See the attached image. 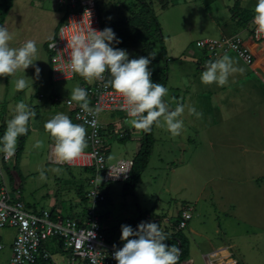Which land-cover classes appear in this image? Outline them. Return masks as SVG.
<instances>
[{
  "label": "rangeland",
  "instance_id": "1",
  "mask_svg": "<svg viewBox=\"0 0 264 264\" xmlns=\"http://www.w3.org/2000/svg\"><path fill=\"white\" fill-rule=\"evenodd\" d=\"M29 1L14 0L10 10L6 12L0 0V25L13 34L10 46L18 48L28 40L35 41L38 48L37 58L40 60L35 64L41 69L39 79L35 78V70L31 66L25 72L18 71L11 77L0 76V136L4 134L6 122L11 118L12 109L18 102L23 101L37 112L36 118L30 121L21 155L17 157L22 136L18 137L16 152L11 160H5L3 153H0V169L3 173V176L0 175V182L5 179L10 185L12 179L13 186L20 188L21 199L32 209L50 210L59 203L65 215H72L89 206L88 201L81 202L78 189L83 187L87 191L91 188L89 181L94 171L86 166L53 162L50 152L55 141L45 131L44 123L57 113H65L70 117L66 100L70 99L71 90L77 86L91 88L94 83L89 84L78 74L70 80L52 79L51 57L43 38L46 34L49 36L54 33L55 28L60 26V18L66 14L67 6L59 4L58 0H36L35 4L38 6L31 8ZM100 1L97 0V5L103 19L114 21L127 19L129 16V10L121 0ZM170 1L175 4L165 11L159 10L158 3H154L158 9V21L169 58L166 86L168 94L164 99L170 110L186 101L185 112L181 117L184 120V131L173 138L165 128H154L153 154L138 183L136 193L130 191L126 182H111L106 187L107 199L97 207L100 214L106 215L105 238L123 246L120 240L121 225H130L135 230L141 222L157 223L169 236L189 238L191 264H206L202 253L209 248V241L189 234L188 228L178 227L179 215L185 207H189L194 210L189 225H195L198 230L208 226L207 230L211 232L220 224L222 237H226L223 244H234L232 250L241 264H264V240L261 237L259 240L254 234L248 239H241V235L246 233L245 225L249 223H246L244 217L258 215L254 211L247 215L242 210L257 208L264 213V179L259 182L254 180V168L251 170L249 167L247 170L243 166L244 160L251 163L256 156V161H262L264 155L261 151L256 153L253 150H237V133L240 136L245 133L241 128L250 127L249 132L252 133L254 122H264V41L253 40L247 43L253 47L252 65L262 68L259 73L237 58V65L244 72L245 69L248 70L246 75L249 80L240 82L242 87L238 88L240 93L237 100L231 102V98L236 97L231 88H226L230 94L228 97L217 94L214 88H209L205 91L206 97L192 100L190 93L195 95V99L204 94H196V87H200L197 80L205 69L200 67L198 61L202 50L197 42L207 37L219 36L218 31L208 21L224 13L231 16V9L238 12V4L242 5V2ZM243 1L248 3L250 0ZM254 1L256 4L257 0ZM152 49L155 55L162 58L159 42L156 41ZM124 50L129 56L142 54L141 49L133 47ZM159 62L160 60L156 65L162 68L163 59ZM21 77L28 80V87L17 91L15 81ZM250 83L251 90L248 87ZM255 97L260 100L256 101ZM188 107H194L202 115L199 118L189 115ZM101 122L108 149V163H115L122 158H133L140 145L142 130L135 129L131 118L122 112H105ZM37 140L43 141L40 149L33 148ZM87 150L88 147L84 151ZM238 157L243 162L237 166ZM257 183L262 185L261 188L256 187ZM250 227L252 233L264 232L260 225L252 224ZM16 234L14 228L0 227V245L3 246L0 249V264H10ZM50 242L52 264H64L66 253L57 251L56 241Z\"/></svg>",
  "mask_w": 264,
  "mask_h": 264
},
{
  "label": "clouds",
  "instance_id": "2",
  "mask_svg": "<svg viewBox=\"0 0 264 264\" xmlns=\"http://www.w3.org/2000/svg\"><path fill=\"white\" fill-rule=\"evenodd\" d=\"M252 23L258 31L264 32V0H257L254 7ZM13 34L0 25V76H14L18 71L25 72L30 66L35 70V78L39 79L41 69L35 64L38 48L33 40L26 41L22 46L11 47ZM121 39L114 30L106 27L102 31L90 28L80 30L71 37L69 62L71 70L84 78L89 84L95 80L104 79L107 72L110 79L105 87H111L124 101V110L135 129L148 133L153 127L165 128L175 138L184 131V105H177L170 110L164 99L168 89L152 80L153 70L150 68L154 57L140 56L130 59L129 53L117 47ZM69 46V41L68 45ZM243 69L235 66L232 58L225 54L205 65L200 80L205 85L215 83L224 86L229 77ZM33 81L32 78H28ZM28 87V80L16 79L15 88L22 91ZM76 102L79 108L95 116L101 109L90 107L88 92L82 87H75L70 92V101ZM189 115L199 118L202 114L194 107H188ZM12 116L6 122L4 134L0 136V153L5 159L14 156L18 137L29 132L30 121L37 116L36 110L24 103L18 102L12 109ZM94 124L95 121H85ZM45 131L54 139V155L60 162H72L87 147L86 128L84 124L73 123L65 113H57L44 123ZM43 147V141L37 140L33 148ZM119 178V175H113ZM123 247L113 253L117 264H178L180 249L175 245L166 244L168 236L157 223L141 222L134 230L130 225H121ZM116 247L115 245L113 246ZM95 264V262H93Z\"/></svg>",
  "mask_w": 264,
  "mask_h": 264
},
{
  "label": "built area",
  "instance_id": "3",
  "mask_svg": "<svg viewBox=\"0 0 264 264\" xmlns=\"http://www.w3.org/2000/svg\"><path fill=\"white\" fill-rule=\"evenodd\" d=\"M58 2L67 6V12L55 37L47 43V48L51 57L52 79L63 81L76 76L69 62L71 37L82 29L93 28L102 31L103 26L97 0H58ZM251 36L254 40L264 41V32L258 31L254 24ZM197 45L212 59L233 52L248 65L254 61L253 52L239 34L201 39ZM106 82L107 72L104 74V79L96 80L90 88L92 97L90 107L101 109L95 116L84 113L77 103H69L70 99L66 100V105L70 108L74 119L84 124L87 130L86 141L90 149L89 152L81 153L71 163L90 167L94 171L89 181L91 188L86 193L89 206L81 217H65L52 211L53 209H30L20 197V188L12 189L5 179L0 182V227H11L17 232L12 244L10 264H37L41 260L52 263L53 256L48 243L55 239L59 251L66 253L64 264H93V262L117 264L113 253L122 247L114 248V245L105 240L104 223L101 221L103 215L97 207L106 201V187L109 183L126 182L131 177L134 159L122 158L115 163H108V149L103 138L101 122L102 114L122 112L127 116V113L124 110L123 98L111 87L106 88ZM86 120H94L95 123L85 124ZM0 175L3 176L1 169ZM113 175H119V178ZM191 218V210H184L179 224L180 229H184ZM2 248L3 246L0 245V249ZM230 250V247H220L207 253L204 256L206 264H241Z\"/></svg>",
  "mask_w": 264,
  "mask_h": 264
},
{
  "label": "crops",
  "instance_id": "4",
  "mask_svg": "<svg viewBox=\"0 0 264 264\" xmlns=\"http://www.w3.org/2000/svg\"><path fill=\"white\" fill-rule=\"evenodd\" d=\"M35 2H36V0H30L29 1V6L31 8L37 7L38 5H36ZM240 2H242V5L238 4L239 8H240V12L237 13L236 17H234L233 14H231V16H229L228 14L224 13V15H220L218 18H212L210 21H208V23L212 24V27L215 28L218 31V33L220 34L219 36H216V37L232 36V35L239 34V35H241L244 38V41H245L247 47L251 50L253 47L250 46V45L248 46L247 43H251V41L254 40L252 38V36H251V29H252V26H253V23H252L253 16L255 14L253 12V8L255 7V1L254 0H250V1H248V3H246V1H243V0L241 1L240 0ZM41 7H43V2L42 1H41ZM64 18H65V15H63L60 18V20L62 21V19H64ZM58 27L55 28L54 33L50 34L49 36L46 34L44 36V38H43L44 39L43 43L45 44V47H46L47 50H48L47 43L56 35ZM207 38H211V37H207ZM204 39H206V38H204ZM256 49H258V48H256ZM251 51L253 52V50H251ZM225 54L229 55L232 58V60L234 61L235 66H237L239 68H241V67H240V65H237V58L242 63L246 64L245 62H243L233 52H229V53H225ZM225 54H223V55H225ZM223 55H221L219 58H221ZM219 58H217V59H219ZM210 60L214 61L216 59L210 58L207 55V53H205L202 50V52L200 53V57L198 59V61L200 62V67L201 68H205L206 62L210 61ZM246 65H248V64H246ZM254 65L251 64V65H248V66L251 67V70L253 69L257 73H259L260 70L262 71V68L257 67L256 65L254 66ZM50 73H51V67H50ZM246 74H248V70L247 69H245V72L243 70V73L237 72V73L231 75L229 77V82L226 85L222 86V87L221 86H217L215 83H213L211 85H205V84H203L201 82L200 79H198L197 83H198V86H200V87L198 88V87L195 86L197 91H198V92H196V94H200V92H202L204 94L198 95L199 96L198 99H195L193 97V96H195L193 93L192 94L190 93L189 97L192 100H195V101L196 100H201V99H203L204 97L207 96L205 94V91L208 90L209 88H214V89H216L215 92L217 94H225V95H227L226 97H228V96H230V94L227 93L226 88H229V89L231 88V91L233 92V95L236 96L235 98H231V102H233L234 100H237V95L240 93V89H238L239 87H242L240 85L241 84L240 82L241 81H244V82H248L249 81V80H247L248 75H246ZM95 81H93V83H95ZM251 83H252V81H251ZM251 83H250V85H248L250 90L252 89V87H251L252 84ZM86 88L85 89L88 92L89 104L91 105L92 104V97H91V93H90V86L86 87ZM223 90H224V93H223ZM247 92L250 93L249 90ZM256 95L259 96V94H256ZM255 99H256V101L260 100L258 97H255ZM185 103H186V101H184V103H183L184 106H185ZM69 113H70V119L73 121V123H76V121L74 120L72 112H71L70 109H69ZM238 113L241 114V115L244 114V112H238ZM246 118L248 119V116H246ZM261 126H264V122H262V120L254 122L253 129H252L253 132L252 133L249 132V128L250 127L249 128H241L242 132L245 131V133L242 134L241 136H240V134L237 133V150H239V149L253 150V152H256V153H260V151H261V153H263V155H264V128H262ZM86 133H87V130H86ZM141 137H142V133H141ZM53 147L54 146H52L51 152H50V158H51V160L53 162L69 163V164H72V165H80L78 163L60 162V161H58L56 156L54 155ZM87 147H88V150L87 151H83L82 153L89 152L90 149H89L88 144H87ZM139 147H140V145H139ZM139 147H138V149L136 151V154L139 151ZM107 155H108V153H107ZM238 155H239V153L237 151V156ZM256 158L257 157L254 156V158H252V160H251L252 161L251 163H249V160L248 161L244 160L245 165H243V166H246L247 170L249 169V167H251V170H252V168H254V172H253L254 180H257L259 182L261 179H264V160L256 161ZM9 160H11V159H9ZM240 162H243V161H241V159L238 157L237 158V166L239 165ZM80 166H83V165H80ZM10 186H11L12 189H16V186H13L12 179L10 180ZM261 186L262 185L260 183L256 184V187H258V188H261ZM78 190H79V192H84L85 194L88 191V190L85 191L83 187H80ZM79 195H80V193H79ZM21 198H22V196H21ZM80 200H81V202H87V200L84 201L81 196H80ZM30 209H32V208H30ZM33 209H37V208H33ZM42 209H45V208H42ZM52 209H54L55 212H57L58 214H60L62 216H65V217H67V216L69 217L70 216V217L78 218V217H81L85 213V209L86 208L83 211L75 212V214H72V215H65L64 214V210H63V208H61L59 203L55 204L54 207H52ZM37 210H40V209H37ZM184 210H191V212L194 211L193 209H191L189 207H185L182 210L181 214L179 215V220L182 219V214H183ZM242 211H243L244 214H247V215H248V213L254 211V213H256L258 215H257V217H254V216H246V217H244V219L246 220V223L247 222H249V223H247V225H245V230L244 231L246 232L245 233L246 236L244 234H242L241 235V239H245L246 237L248 239L249 237H251L254 234V237L259 238V240H260V237H261L264 240V232L257 233V234L256 233H252V229L250 227V225H252V224H254V225L257 224V225H260L262 229L264 228V213L262 212V210L259 211V209H257V208H244ZM192 217H193V213H192ZM178 227H179V225H178ZM185 228L189 229V234H194V235H198V236L204 237L205 239H207L209 241V248L202 253V257H203L205 262H206V260H205L204 256L207 253H209V252H211V251H213V250H215L217 248H220V247H230L231 253L234 255V257L236 259H238L240 261V259L236 256V254H234V252L232 250V248L234 247V244H231V243L230 244H228V243L227 244L226 243L223 244L224 242H222V241H225L226 237H222V229H221V225L220 224L217 227H215V229L212 230L211 232L207 230L208 226L198 230L195 225H191V224L189 225L188 224ZM237 230H238V227H237ZM258 235H261V236H258ZM179 237H180L179 235L175 236V238L177 240H179ZM184 237L186 238V240L189 241V238L187 236H184ZM104 238H105V227H104ZM105 240L108 243L112 244V245L123 247L122 245H118V244H115L113 242L108 241L106 238H105ZM178 243L180 244L179 241H178ZM220 243H222V244H220ZM48 246H51V242L48 243ZM189 246H190V241H189ZM189 254H190V250H189ZM189 254H188L186 260L185 261L183 260L185 264H191L192 263V260L189 258Z\"/></svg>",
  "mask_w": 264,
  "mask_h": 264
},
{
  "label": "trees",
  "instance_id": "5",
  "mask_svg": "<svg viewBox=\"0 0 264 264\" xmlns=\"http://www.w3.org/2000/svg\"><path fill=\"white\" fill-rule=\"evenodd\" d=\"M13 2L14 0H1L2 6L3 8L5 7L6 12L10 10ZM120 2L123 3L129 10V16L127 17V19L121 18L120 20L107 21L106 19L100 17V13H99V17L103 29H105L106 27H110L114 30L116 35L122 41L119 45H117V47L121 49L127 47H133L134 49H139V50L141 49L142 54L137 56H129L130 59H136L139 58L140 56H148V55L154 57V59H152V63L150 64V68H152L153 70L152 80L166 87L169 58H167V46L165 44V38L162 34V27L158 21V15H157L158 9L155 8L154 3H158L159 10L162 11L168 10L175 3L171 2L170 0H121ZM238 9H239L238 12H236L234 8L231 9L234 17H236L237 13L240 12L239 5H238ZM63 21L64 19H62L61 24ZM156 41L161 44L162 58H159V56L155 55L152 49L153 44ZM127 44L130 45L127 46ZM162 59L164 61V66L162 68H158L156 64L159 60L161 62ZM108 79H110V76L107 73V80ZM154 128L155 127H153L152 131L148 133L142 130V137L140 139L139 151L133 158L134 159L133 171L131 177L126 181L127 186L129 187L130 191H132L133 193H136L138 183L142 177V174L147 169L151 156L153 154L154 144H155ZM26 137L27 135L22 136L19 141L17 157H19L24 150ZM79 193L84 201L87 200L86 194L84 192H79ZM52 211L55 210L53 209ZM105 217L106 215L102 216V220H101L102 223L105 222ZM167 236H168V240L165 241V243L169 245L171 244L175 245L177 248L181 250L180 259L178 262V264H181L182 261L185 260L189 254V241L186 240L185 237H179V240H177L175 238L176 235L175 236L167 235ZM178 241L180 242V244L178 243ZM58 250L59 249H57V251ZM37 264H52V263L50 261L41 260Z\"/></svg>",
  "mask_w": 264,
  "mask_h": 264
}]
</instances>
